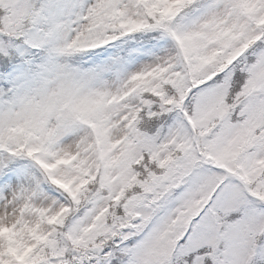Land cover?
<instances>
[{"label": "snow or ice", "instance_id": "1", "mask_svg": "<svg viewBox=\"0 0 264 264\" xmlns=\"http://www.w3.org/2000/svg\"><path fill=\"white\" fill-rule=\"evenodd\" d=\"M0 264H264V0H0Z\"/></svg>", "mask_w": 264, "mask_h": 264}]
</instances>
